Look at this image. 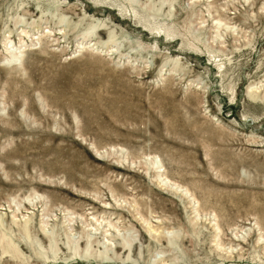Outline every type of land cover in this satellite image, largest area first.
<instances>
[{"label":"rangeland","instance_id":"obj_1","mask_svg":"<svg viewBox=\"0 0 264 264\" xmlns=\"http://www.w3.org/2000/svg\"><path fill=\"white\" fill-rule=\"evenodd\" d=\"M0 264H264V0H0Z\"/></svg>","mask_w":264,"mask_h":264}]
</instances>
